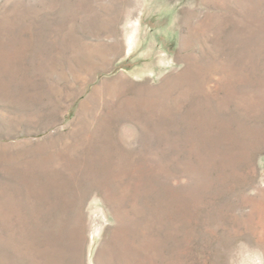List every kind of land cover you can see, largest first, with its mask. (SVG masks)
Masks as SVG:
<instances>
[{
    "label": "rangeland",
    "instance_id": "obj_1",
    "mask_svg": "<svg viewBox=\"0 0 264 264\" xmlns=\"http://www.w3.org/2000/svg\"><path fill=\"white\" fill-rule=\"evenodd\" d=\"M0 264H264V0H0Z\"/></svg>",
    "mask_w": 264,
    "mask_h": 264
}]
</instances>
